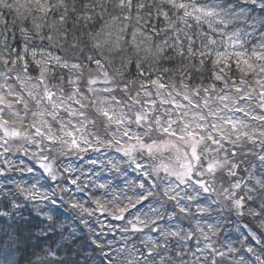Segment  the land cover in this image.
Returning <instances> with one entry per match:
<instances>
[{
  "label": "clouds",
  "instance_id": "clouds-1",
  "mask_svg": "<svg viewBox=\"0 0 264 264\" xmlns=\"http://www.w3.org/2000/svg\"><path fill=\"white\" fill-rule=\"evenodd\" d=\"M0 264H264V0H0Z\"/></svg>",
  "mask_w": 264,
  "mask_h": 264
}]
</instances>
